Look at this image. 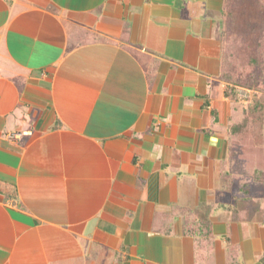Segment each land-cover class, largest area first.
<instances>
[{
  "label": "crops",
  "instance_id": "1",
  "mask_svg": "<svg viewBox=\"0 0 264 264\" xmlns=\"http://www.w3.org/2000/svg\"><path fill=\"white\" fill-rule=\"evenodd\" d=\"M223 1L0 0V264H263Z\"/></svg>",
  "mask_w": 264,
  "mask_h": 264
},
{
  "label": "trees",
  "instance_id": "2",
  "mask_svg": "<svg viewBox=\"0 0 264 264\" xmlns=\"http://www.w3.org/2000/svg\"><path fill=\"white\" fill-rule=\"evenodd\" d=\"M257 1L264 7V0ZM233 10V0H224L221 16L226 26L222 44L220 78L225 84L229 81L238 82L243 74L251 78V73L246 72L247 68L256 66L261 61L250 53L247 43L252 41L229 28ZM261 48L264 49V42ZM243 57H245L244 61H242ZM232 94L234 90L225 87V95L234 102ZM241 111V119L229 126L228 144L232 162L224 175V180L228 184L235 185L233 193L238 198L246 199L264 191V98L247 105ZM241 211L247 212V209L244 208ZM232 256L236 255L232 252ZM261 262L264 264V254Z\"/></svg>",
  "mask_w": 264,
  "mask_h": 264
},
{
  "label": "rangeland",
  "instance_id": "3",
  "mask_svg": "<svg viewBox=\"0 0 264 264\" xmlns=\"http://www.w3.org/2000/svg\"><path fill=\"white\" fill-rule=\"evenodd\" d=\"M233 8L229 28L236 31V34L249 38L252 41V43H247L250 53L261 59L258 65L247 68L246 72L251 73V78L243 74L238 82L229 81L225 86L234 90L233 100L238 108L242 109L258 99L264 98V49L261 48L264 42V7L257 0H233ZM244 60L245 57L242 58V61ZM237 111L233 114L234 121L241 116V111ZM233 201L229 191L216 192V202L233 204ZM244 202L254 204L257 210H264V192L258 197ZM254 218L257 219V216L255 215Z\"/></svg>",
  "mask_w": 264,
  "mask_h": 264
}]
</instances>
